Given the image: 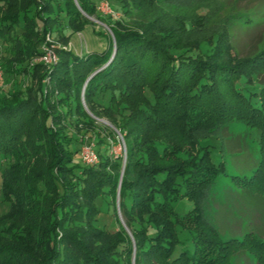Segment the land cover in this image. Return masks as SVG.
I'll return each mask as SVG.
<instances>
[{
  "label": "trees",
  "instance_id": "trees-1",
  "mask_svg": "<svg viewBox=\"0 0 264 264\" xmlns=\"http://www.w3.org/2000/svg\"><path fill=\"white\" fill-rule=\"evenodd\" d=\"M43 1L0 0L12 7L0 13V47L12 51L30 35L32 45L15 51L38 54L57 18L77 31L85 15H97L90 0H77L80 10L73 0ZM142 1L151 0L132 2ZM109 27L114 39L102 51L61 50L36 86L37 67L1 63L6 73L27 72L30 84L19 92L0 87V193L10 205L0 215V264H132L133 247L134 264H237L245 251L264 264V240L253 233L220 239L205 217L208 190L226 172L201 143L232 122L257 128L260 161L238 181L264 194V41L240 51L227 32L198 43L183 24ZM81 94L89 111L117 125L124 165L92 128L83 129L104 144L95 149L98 161L75 160L85 139L63 122L95 123ZM116 193L124 227L110 233L97 224L104 202L119 222ZM182 198L193 207L177 214L173 202Z\"/></svg>",
  "mask_w": 264,
  "mask_h": 264
},
{
  "label": "rangeland",
  "instance_id": "rangeland-1",
  "mask_svg": "<svg viewBox=\"0 0 264 264\" xmlns=\"http://www.w3.org/2000/svg\"><path fill=\"white\" fill-rule=\"evenodd\" d=\"M35 1L37 4H41L43 0ZM90 1L96 6L97 15H85L81 11L86 16L87 24L77 31H72L61 18H57V22L53 27V34L49 35V33H46L42 35L43 38L37 49L40 50L38 54L25 56L23 52L15 51L16 48L23 49L32 45L34 37L30 35H25L23 44L19 48L17 47L19 44L15 43L12 51H9L11 46L7 49L0 47V87H4V91L11 90L13 87V91L19 92L30 84V75L27 72L22 74H18L17 71L13 72L15 74L6 73L1 63L4 65L6 62L8 64L12 62L15 66L37 67L36 76L34 77L36 86L37 80L40 79L38 77L39 74L44 71H50L51 65L55 64L54 62L59 58L61 50L83 54L85 51L88 52L99 45L104 46L108 38L114 39L109 24L115 26L116 22H120L128 28L143 27L145 22L151 20H156L162 26L183 24L184 28L187 26L189 29L187 32L190 38L198 41V43L203 39L215 36L219 32H227L229 36L234 38L233 42L237 48H240V51L259 39L264 41V0H151L150 2L142 1L135 4L132 2L133 0H124L123 2L122 0ZM121 4L124 5L123 10L120 7ZM74 5L80 10L79 6L75 3ZM11 8L6 3H0V13L2 14L12 11ZM54 18L55 16L52 17V19ZM93 30L100 31V33H94ZM254 34L256 38L253 37ZM261 45L262 43L258 46L260 47ZM41 81L46 85V90H48L50 77H48L47 73L41 78ZM53 93L54 97L58 94L55 89H53ZM80 102L89 118H92L95 123L93 126L85 127L82 122L77 124L72 120L63 122L67 126L66 130L74 133L76 138L77 136H83L85 139V142L79 144L80 150L74 157L75 160L79 161L81 165H92L93 163L84 162L79 157L83 145L90 144L94 150L99 145H104L101 142L97 144V139H94V135L91 133L92 137H90L89 135L91 134L86 133L83 129L92 128V132L99 134L100 138L108 140L106 146L109 147L110 154L118 157L122 156L124 165L126 145H124L123 136L117 130V125L114 124L112 118L108 117L109 115H103L102 113L98 116L89 111L84 103L83 95ZM112 116L117 119L121 118L116 114ZM50 127L56 129L58 124L51 123ZM257 137H259L257 128L247 127L242 122H232L227 124L225 129L217 131V133L215 132L212 136L201 141L203 145L207 144L209 146L210 155L214 163H224L226 172L225 175H219L212 182L213 184L208 190L202 209L205 217L210 219L216 227L220 239L236 238L241 240L244 235L253 233L254 236L264 240V194H260V191L255 188L246 189L245 186L241 185L242 182L238 181L239 178L251 176L255 166L260 161ZM4 165V159H0V168L4 167ZM118 197L119 194L116 193L114 200L115 212L119 222L113 219L115 216L113 215L112 217L109 212L111 210L107 208L105 202L101 205L99 216L100 219H103V222L99 221L97 225L104 227L110 233L117 230L119 223L124 227V220L119 212ZM112 207L111 205L110 208ZM173 207L177 214H184L189 209H192L193 204L190 200L182 198L174 201ZM9 209L10 205L4 201L0 193V215L8 213ZM125 229L129 233V230ZM180 234L182 238L188 237L185 230L181 231ZM245 252L240 257L236 256L237 264L259 263L252 253ZM134 253L135 248L133 247V252L131 253L132 264H134Z\"/></svg>",
  "mask_w": 264,
  "mask_h": 264
},
{
  "label": "built area",
  "instance_id": "built-area-1",
  "mask_svg": "<svg viewBox=\"0 0 264 264\" xmlns=\"http://www.w3.org/2000/svg\"><path fill=\"white\" fill-rule=\"evenodd\" d=\"M53 59H54V57H53ZM0 75H1V71H0ZM96 156H97V153L95 152L92 145L91 146H90V144L83 145V147L80 151V156H79L81 160H83L84 162L92 164V163H95L97 161Z\"/></svg>",
  "mask_w": 264,
  "mask_h": 264
},
{
  "label": "crops",
  "instance_id": "crops-1",
  "mask_svg": "<svg viewBox=\"0 0 264 264\" xmlns=\"http://www.w3.org/2000/svg\"><path fill=\"white\" fill-rule=\"evenodd\" d=\"M102 49H103V46L102 45H99L97 48L91 49L90 51H93V50H95V51L101 50L102 51Z\"/></svg>",
  "mask_w": 264,
  "mask_h": 264
},
{
  "label": "water",
  "instance_id": "water-1",
  "mask_svg": "<svg viewBox=\"0 0 264 264\" xmlns=\"http://www.w3.org/2000/svg\"><path fill=\"white\" fill-rule=\"evenodd\" d=\"M74 1H75L74 3L77 5V3H76L77 1H76V0H74ZM90 77H91V76H90ZM90 77H89V78H90ZM88 80H89V79H88Z\"/></svg>",
  "mask_w": 264,
  "mask_h": 264
}]
</instances>
